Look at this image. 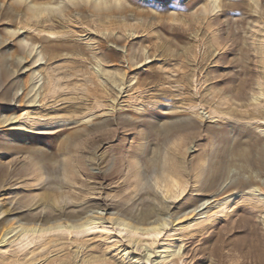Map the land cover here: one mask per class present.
<instances>
[{
	"label": "rangeland",
	"instance_id": "obj_1",
	"mask_svg": "<svg viewBox=\"0 0 264 264\" xmlns=\"http://www.w3.org/2000/svg\"><path fill=\"white\" fill-rule=\"evenodd\" d=\"M123 1L129 11L106 17L75 11L71 20L48 23L44 15L23 26L21 13L0 0V68L14 72L0 74V121L16 117L0 122V264H80L95 255L112 264H163L160 250L168 246L180 247L179 264H264V171L246 161L264 151V96L248 105L259 86L264 92V65L252 55V49L262 52L264 61V0L252 15L244 13L248 0H229L241 6L222 16L221 32L230 36L222 48L211 41L218 29L207 28L204 14L185 25L171 20L170 12L191 14L198 0ZM52 26L54 35L46 31ZM8 27H19L28 44L43 48L42 65L24 55L19 41L6 34ZM70 47L84 56L66 54ZM142 50L149 58L130 67L129 56ZM94 55L113 58L104 67L124 72L123 89L92 73ZM33 70L40 72L38 91L45 94L31 104ZM166 103L176 110L158 112ZM27 118L58 131L24 134L16 126ZM172 124L188 127L161 145L159 166L146 171L142 160L153 157L156 130ZM32 148L34 155L27 152ZM172 158L180 160L181 171ZM210 166L213 178L205 189ZM176 177L185 188L169 197L165 188ZM236 191L242 196L234 195L220 213L223 198ZM45 193L51 201L43 199ZM212 207V219L198 228ZM144 209L151 210L147 224L139 219ZM85 219L97 221L88 229H51L28 233L27 242L14 240L20 227ZM119 220L163 225L146 234L117 225ZM10 227L15 231L2 240ZM150 238L156 239L152 245Z\"/></svg>",
	"mask_w": 264,
	"mask_h": 264
},
{
	"label": "bare ground",
	"instance_id": "obj_2",
	"mask_svg": "<svg viewBox=\"0 0 264 264\" xmlns=\"http://www.w3.org/2000/svg\"><path fill=\"white\" fill-rule=\"evenodd\" d=\"M7 1L10 2L11 8L14 11L18 12L19 14L21 13V15L23 16L22 19L19 18V20H18V23H21L23 26L26 25V24H29V22H33L34 20H37V19L39 20V18H41V16H44V15H45V19L44 20L46 22L47 21H52L53 22V19H56V18H59L61 20H63V19H69V20H71L73 18L72 14L75 11L76 12H83V11L86 12V11H89L94 16H99V17L111 16L118 9L121 12H123V11L124 12L129 11V8H127V6H126V4H125V2L123 0H7ZM248 1H249L248 5L246 7L243 6V7H245V9H244L245 12L244 13H249V14H251V13H253V14L254 13H257L258 12V9L260 7L259 6V0H248ZM197 2L198 3L196 5L197 7L195 8V10H194V7H195L194 5L195 4L193 6H191V14L183 15L182 16V15L175 14V12H170V15H171L170 18H171V20L180 21V22H182L185 25V24L188 23L187 22V19L188 20H191V21H194V20L196 21L197 18H195V17H198V16H196L197 13L204 14V21L206 22L204 24L207 26V28L209 27V29H210V27H214V28L216 27L218 29L217 33L216 32H213L214 34L212 36V40L211 41L214 42V44H216L217 46H220L221 48L224 47L226 45V43L228 41H230V38H228L230 36L228 35V37H226V36L223 35L224 33L221 32L222 29H221L220 25H221V23H223L222 22L223 21L222 20V16H225L226 13L228 14L229 12H232V11L234 12V10L236 8H237V10L238 9L240 10V6L241 5L238 4V1H235V2L233 1L232 2V1H229V0H198ZM220 8L222 9L221 10L222 12L220 14H217L218 13V9H220ZM172 9H173V7H170L169 8L170 11ZM0 15H3V14L1 13ZM209 15H213V16H210L209 17ZM8 18H9V16H8ZM257 19H259V18L252 19L250 21V25H249L250 28L253 27L251 25V23H253V21H256ZM12 20H13V17H11L10 22ZM46 31L49 34H53L54 35L58 30H56V28H53V26H52V27H49ZM6 34L9 35V37L14 38V40L19 41L18 42L19 43L18 45L22 47V50H23V53H24L25 56L29 57V56L32 55V63L34 65L36 63H38V62L40 63L41 60L44 59L45 55L43 53L44 50H42L43 48L42 49H38V47H35V44L34 43H29L28 44L29 41L25 37H21L22 36V33L20 32V28L19 27H14L13 29L11 27L6 28ZM129 35H130V33H129ZM250 38H251V36H250ZM249 43H251V42H249ZM0 45H1V43H0ZM250 45H252V44H250ZM251 47H253V46H251ZM256 48H257V46H256ZM44 49H46L45 46H44ZM260 49H262V48H260ZM66 50L68 51V52H66V54H69V55L83 57L84 54H85L84 51L81 48H76V47L73 48V47H70V48H67ZM252 50H253V54H252L253 55V59L254 58L255 59H257V58L260 59V60H258L259 63H261L262 65H264L263 53L262 52L256 53L254 51V49H252ZM17 54H18V52H17ZM46 55L50 59L53 58L52 51H49L48 50L46 52ZM92 58L94 60V64L97 66V69L92 70V73L95 74L96 77L98 75V77L101 76V77H105L107 79H110V81H109L110 86H114V87L117 86L119 89H123V86H124V84L126 82L125 81L126 75L124 74V72H121V71H118V70L117 71L116 70L115 71L114 70L111 71V70L105 69V67H104L105 66L104 64H106V62H108L109 60H111L113 58L110 57V56L109 57H105V58H101V57H97L95 55ZM106 58H108V59H106ZM148 58H149V56L148 55L146 56V53L144 52V50H142V55H136V54L133 53L132 55L129 56L130 67L137 66V64L141 63L142 61L145 62V60L148 59ZM255 59H254V61H255ZM39 63H38V65H39ZM185 63H187V62H185ZM256 64H257V62H256ZM189 65H190V63H189ZM120 70H122V69H120ZM0 74L1 75H4V76H8V77H13L14 76V72L13 71H12V73H8L7 72V69L6 68H3V67L0 68ZM30 75H31V80H30L31 81V88H30V90L28 91L27 94H30L29 97H28V102L32 104V103H35L36 101H39V98H38V100H36V98H37L38 95L39 96H42V94H45V92L43 93V91H45V89H43L42 92L38 91L39 85L37 83H39V81H40V79L38 77H39V75H41L39 71L33 70ZM33 79H35V81H33ZM105 81H107V80L105 79ZM131 83H133V82H131ZM136 83H138L137 80L135 81V84ZM128 85H131V84H128ZM255 85H257L256 82H255ZM257 86H256V88H257ZM259 87L257 89L255 88L256 90L253 91L251 93V95L249 96L248 105H250L251 102L252 103L259 102L260 101V98L264 96L263 90L261 88L259 89ZM132 89H134V87ZM46 91L49 92V88H46ZM229 91H230V88H228V90L226 92H229ZM238 92H239V94L242 93V89L238 90ZM135 108H133V109H135ZM175 110H176V108L173 107L172 105L170 106L168 103H166V104H159L158 107H157V111L158 112L161 111V113L163 112V113H167L168 114V113H170L172 111H175ZM136 113H137V111H136ZM24 115L26 117H28V112L25 113ZM12 118H16V117H10L9 116L7 118L2 119L0 122H2V123L8 122L9 120H12ZM38 125H39V123L37 121L35 122V121H32L29 118H27V120L25 121L24 125L23 124L22 125H19L18 124L16 127L21 132H23L24 134L25 133H30V134H37V135H50V134L55 133L56 131H58V130L53 131V128H45V127H40ZM61 125L63 126V124H59L56 127H59ZM187 127H188V124H172V125H167L163 130H161L159 128H158V130H156L155 136H156L157 144L155 145V148L153 150V157H151V161L150 162H149V159L146 158V156L142 160L143 165H144V168H145L146 171H151L153 168H156V167L159 166V163H160V156H159V154H160L161 145L168 138H170L171 135H173L175 132L179 131L182 128H187ZM139 140H143V136L142 135L140 136ZM140 146H142V145H140ZM18 148H16V150ZM20 150L21 151H24V148H20ZM27 152H29V154H31V155H34L36 151L32 148L30 150H27ZM131 155L132 156L129 159L130 160L132 159L134 161V159L136 157V154H134L135 157L133 156V154H131ZM44 156H45L44 154H41L40 153V155L36 157V160H40L41 161V159H39V158H42V160H43L44 159ZM132 160H131V162H132ZM163 161H166L167 162V160H164V159H163ZM246 161H248L252 165H254V164L257 165V167H258V169L260 171H264V151L258 153L257 157H253L251 159H248V157H246ZM169 162H171L172 165L177 164V166H179L177 168L178 170H180V168L182 167L181 166V162H180L179 159L172 158ZM174 168H175V170H173V171L176 173V167H174ZM164 170H166V168H164ZM173 171H170V172L171 173H174ZM51 172L52 171H50V173ZM138 172H139L138 169H135L134 170V176H136V177L133 178V179L136 180L137 174H139ZM164 174H166V173H164ZM174 176H173V178H174ZM177 177H176V179H177ZM212 178H213V167L210 166L209 170L207 171L205 180H204V184H205V185H203L204 188L207 185H209V183L212 181ZM173 182H175V181H173ZM243 184L244 183H241V185H243ZM245 185H248L250 189H253L254 188L253 191L257 190V188H258V186L252 188V186H250L251 183H245ZM184 188H185V185H184L183 181L180 182L178 180L175 183H173V185H171V187L169 189L167 187L165 188V189H167V191H166L165 194H167V196H169V197H175L177 194H179L180 191H183ZM136 189H137V187H136ZM258 189L260 190V188H258ZM132 190L133 189H131V191ZM145 193L146 194H149V196H150V192L149 191H147ZM242 194L243 193H240L239 191L238 192L236 191L235 193L229 194L226 197H224L223 198V202L220 203V205H219V207H222L219 210L220 213H223V208H224L223 206L227 204V201L229 199L233 198L234 195L235 196L239 195V197H241ZM43 199L49 202V200H50L49 193H45L44 196H43ZM50 204H51V202H50ZM50 206H54V205H50ZM213 209L214 208L212 207V208H210V209H208V210H206L204 212L207 215V219H206V221L204 223H202L201 225H198V228H204L206 226V224L208 222H210V220L212 219L211 214L214 213V210ZM201 214H202V212H201ZM150 217H151V210H149V209H144L139 214L140 221L143 222V223H146V224L148 223V220L150 219ZM98 219H100V218H98ZM97 220L94 221V220H90V219H85L83 222H80L79 224H72V225L71 224H69V225L68 224L63 225L64 223L63 224H60L59 223V224H57L54 227L49 226L48 228H45V229L44 228L43 229L42 228L41 229L39 228L37 230L34 227H20V229L16 232V235H15L14 240L19 241V242H23V241L24 242H27L28 241L27 239L29 237L27 235L28 233L43 232V231H47V230H51V229H60V228L70 229V230H83V229H88V228L92 227L93 225H95ZM117 225L122 226V227H125V228H128V229H130L133 232L141 231V232L146 233V234H151V233H156V232L160 231V229H162L161 225H163V224H153V225H149V226H145V227H139V226H136V225H132L129 222H125L123 220H119V222L117 223ZM15 229H16V227H10V228L4 230L2 232L1 239L4 240V238L8 234H10L11 232L15 231ZM155 240H156L155 238H150L149 239L150 244L152 245L155 242ZM9 242H10V240H9ZM179 249H180V247L178 248V250H177V248L174 249V246H168L165 249L163 248L162 250H160V252H164L165 254H164V257H162L160 260H162L163 264H179L180 258L182 256V253H179ZM80 264H112V263L110 262L109 259L106 260L103 257H96V255H95V256H88V257L83 258L82 261L80 262Z\"/></svg>",
	"mask_w": 264,
	"mask_h": 264
}]
</instances>
